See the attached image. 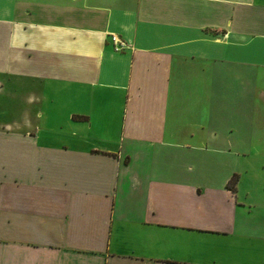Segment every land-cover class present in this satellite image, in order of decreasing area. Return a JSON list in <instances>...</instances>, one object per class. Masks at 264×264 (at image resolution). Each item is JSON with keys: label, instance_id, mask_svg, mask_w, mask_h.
I'll return each mask as SVG.
<instances>
[{"label": "crops", "instance_id": "1", "mask_svg": "<svg viewBox=\"0 0 264 264\" xmlns=\"http://www.w3.org/2000/svg\"><path fill=\"white\" fill-rule=\"evenodd\" d=\"M3 115L0 264H264V0H0Z\"/></svg>", "mask_w": 264, "mask_h": 264}, {"label": "built area", "instance_id": "2", "mask_svg": "<svg viewBox=\"0 0 264 264\" xmlns=\"http://www.w3.org/2000/svg\"><path fill=\"white\" fill-rule=\"evenodd\" d=\"M111 38H112V40L114 41V43L118 44V45L121 47L122 42H120V40L118 39L117 36L112 35ZM120 47L117 46L116 49H119Z\"/></svg>", "mask_w": 264, "mask_h": 264}, {"label": "rangeland", "instance_id": "3", "mask_svg": "<svg viewBox=\"0 0 264 264\" xmlns=\"http://www.w3.org/2000/svg\"><path fill=\"white\" fill-rule=\"evenodd\" d=\"M13 117H16V116H8V115H3V116H0V119L4 120V121H10L13 119Z\"/></svg>", "mask_w": 264, "mask_h": 264}]
</instances>
